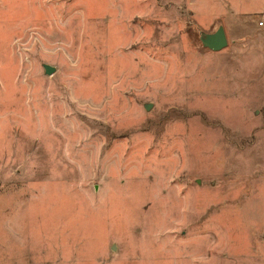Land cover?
<instances>
[{"label":"rangeland","instance_id":"1","mask_svg":"<svg viewBox=\"0 0 264 264\" xmlns=\"http://www.w3.org/2000/svg\"><path fill=\"white\" fill-rule=\"evenodd\" d=\"M263 5L0 0V264H264Z\"/></svg>","mask_w":264,"mask_h":264},{"label":"crops","instance_id":"2","mask_svg":"<svg viewBox=\"0 0 264 264\" xmlns=\"http://www.w3.org/2000/svg\"><path fill=\"white\" fill-rule=\"evenodd\" d=\"M262 8V11L259 12L247 10L246 13L239 14V17L236 16L235 19H237L233 20V25H229V35L225 33L230 49L223 53L218 52H220V56L226 57L230 62L228 69L233 73L229 78L231 83L247 81L244 76L246 65L264 63V48L262 50L261 47L260 49L258 47V43L263 42L264 45V5ZM256 17L260 18L258 22L255 20ZM259 23H263V26Z\"/></svg>","mask_w":264,"mask_h":264},{"label":"water","instance_id":"3","mask_svg":"<svg viewBox=\"0 0 264 264\" xmlns=\"http://www.w3.org/2000/svg\"><path fill=\"white\" fill-rule=\"evenodd\" d=\"M202 44L215 53L224 49L228 45L224 28L219 27L214 34L208 35L205 39H202ZM44 69L46 75L52 74L55 71V69L49 65L45 66Z\"/></svg>","mask_w":264,"mask_h":264},{"label":"built area","instance_id":"4","mask_svg":"<svg viewBox=\"0 0 264 264\" xmlns=\"http://www.w3.org/2000/svg\"><path fill=\"white\" fill-rule=\"evenodd\" d=\"M261 26H263V23H259Z\"/></svg>","mask_w":264,"mask_h":264}]
</instances>
